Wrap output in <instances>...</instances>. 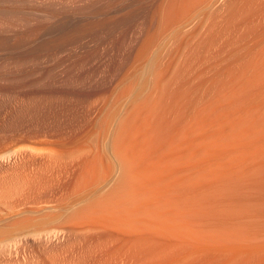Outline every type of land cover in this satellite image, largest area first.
Segmentation results:
<instances>
[{"label":"bare ground","instance_id":"6f19581e","mask_svg":"<svg viewBox=\"0 0 264 264\" xmlns=\"http://www.w3.org/2000/svg\"><path fill=\"white\" fill-rule=\"evenodd\" d=\"M42 195L0 247L264 264V0H0V203Z\"/></svg>","mask_w":264,"mask_h":264},{"label":"rangeland","instance_id":"374dc122","mask_svg":"<svg viewBox=\"0 0 264 264\" xmlns=\"http://www.w3.org/2000/svg\"><path fill=\"white\" fill-rule=\"evenodd\" d=\"M105 185H107V184H105ZM105 185H103L102 188L105 187ZM55 198L56 197H54V196H47V198H46V196L42 195L39 197V199L34 198V200L28 199L29 201H27V200L22 201V203H20L18 206H16L15 209H12L10 204H8V203H0V225L2 223H4L7 218H8L7 220H9L11 215H16L15 213H18L19 215L22 214L21 216H30V215L40 216V215H44L46 213H53V211L55 213L56 212H64V211L69 212V211H71V209H72L71 202L60 203V201H57L58 198L56 199V201H55ZM52 199H53V201H52ZM58 202L60 205L58 204ZM50 207H55V209L54 210L50 209ZM62 207H64V208H62ZM73 207H74V205H73ZM56 208H58L60 210L57 211ZM61 210H64V211H61ZM79 233L80 232H77V234L79 235L78 239H77V234H74L72 237L70 236L71 240H68V241L66 240L64 242V244H61V247L60 246L57 248L55 247L54 249L51 247L50 248L38 247L36 244L31 243V242H29V244H24V240H26V239L31 240V241L37 240V238L40 239L42 237H44V238L50 237L52 239H57L56 237L59 234L57 232H56V234L53 233L49 229L48 225H45L41 228L38 227L34 230L29 231L27 233V235L23 234L21 236V238L17 241V243H13L10 245H4V246L0 247V264H82V262H83V264H94V260L96 259L95 257H97V256H98L97 257L98 259L95 260V264H98L99 262H100L99 264H105L104 260L107 261L108 257H109V260H108L107 264L111 261H113L112 262L113 264H117V263H115V261L116 262L118 261L117 259H119L118 264H121L120 261H122V260L124 261V262L122 261L123 262L122 264L126 263V261L124 259L125 255L122 254L123 253L122 250H121L122 252L120 251V249H122V246H120L121 244L119 243V241L115 240L113 237L100 233V234H102L101 235L102 238L100 240V239H97V238H100V236L98 237V234H99L98 232H96L95 234L93 232L92 235H91V232H88L90 234V236H88V233H84L83 231L81 234H79ZM12 234L13 235L10 234L11 236L8 235L7 237H9L11 239L17 235L16 233L15 234L12 233ZM84 234H86L87 236H85ZM80 235H82L81 238H80ZM83 235L87 238L86 240H88V241L85 240V237H83ZM108 236H109V238H108ZM90 237H92L91 238L92 240L94 239L93 243H92ZM103 237L105 239V242H104V240H103V242L105 243L106 246L102 242ZM72 238H73V241H72ZM88 238L90 239V241ZM107 238H108V240L106 241ZM79 239H82L83 241L81 242ZM0 240H1V238H0ZM73 242H75V243H73ZM88 242L91 243L92 245H90ZM98 242H100L101 246L103 245L104 248L107 247L106 248L107 250L100 247V244ZM107 242H108V244H107ZM86 243L89 245H87ZM79 244H81V245H79ZM83 244L85 245L84 247H83ZM111 245H113V246H111ZM91 246H93V247H91ZM82 247H83V250H82ZM96 247H98V249H96ZM108 247H111L112 249H110ZM92 248L93 249L95 248V249L92 250ZM118 248H119V250H118ZM84 249H86V250L88 249L89 252L87 251L88 252L87 253ZM101 249L102 250L104 249L106 252L104 251V253H103L101 251ZM97 250H100V251H98L99 253L97 252ZM109 251H110V253H108L109 255H106L107 252H109ZM119 251L121 252L120 254H119ZM96 252L98 253V255H96ZM101 252L103 253V256H101L102 258L99 256V255H102ZM84 253H87V254H84ZM94 253H95V256H93ZM116 253H117V256L119 254V256H118L119 258L118 257L116 258ZM120 255H121V257H120ZM89 257H92L91 259H94V260L93 261H91L90 259L88 260ZM99 257L102 260H100ZM104 257H106L107 259H104ZM115 258H116V260H115ZM97 260H99V261H97Z\"/></svg>","mask_w":264,"mask_h":264}]
</instances>
